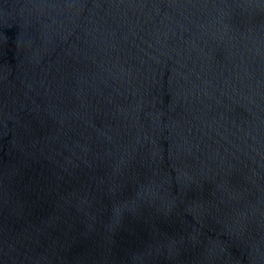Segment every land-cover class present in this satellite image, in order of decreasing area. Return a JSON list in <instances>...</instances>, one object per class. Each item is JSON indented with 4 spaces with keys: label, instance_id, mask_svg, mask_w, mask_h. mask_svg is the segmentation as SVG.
Masks as SVG:
<instances>
[{
    "label": "water",
    "instance_id": "95a60500",
    "mask_svg": "<svg viewBox=\"0 0 264 264\" xmlns=\"http://www.w3.org/2000/svg\"><path fill=\"white\" fill-rule=\"evenodd\" d=\"M0 264H264V0H0Z\"/></svg>",
    "mask_w": 264,
    "mask_h": 264
}]
</instances>
